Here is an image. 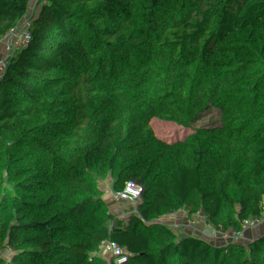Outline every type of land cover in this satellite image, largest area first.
I'll return each instance as SVG.
<instances>
[{
	"label": "trees",
	"instance_id": "16d2710c",
	"mask_svg": "<svg viewBox=\"0 0 264 264\" xmlns=\"http://www.w3.org/2000/svg\"><path fill=\"white\" fill-rule=\"evenodd\" d=\"M54 1L0 0V264H264V0Z\"/></svg>",
	"mask_w": 264,
	"mask_h": 264
},
{
	"label": "rangeland",
	"instance_id": "374dc122",
	"mask_svg": "<svg viewBox=\"0 0 264 264\" xmlns=\"http://www.w3.org/2000/svg\"><path fill=\"white\" fill-rule=\"evenodd\" d=\"M71 3L67 2L66 7H70ZM223 65V61L221 63ZM22 67V66H20ZM22 69V68H21ZM28 65L24 66V72L26 73ZM17 87L15 84L10 83L8 85V97L11 98L15 93ZM179 247L175 241L168 243L164 248L159 250L151 259L142 258L136 254L120 251L118 249H113L111 251V256L115 264H151L154 259L159 257L174 256L179 255Z\"/></svg>",
	"mask_w": 264,
	"mask_h": 264
},
{
	"label": "built area",
	"instance_id": "2783aa9c",
	"mask_svg": "<svg viewBox=\"0 0 264 264\" xmlns=\"http://www.w3.org/2000/svg\"><path fill=\"white\" fill-rule=\"evenodd\" d=\"M77 1L78 0H55L51 16L57 15L60 17H67L71 14H87L88 11L86 7L84 5L80 6L79 3H76ZM67 2L71 3L70 7H66Z\"/></svg>",
	"mask_w": 264,
	"mask_h": 264
}]
</instances>
